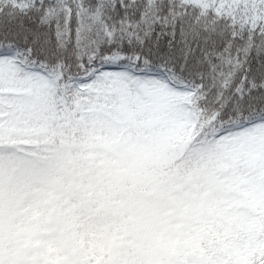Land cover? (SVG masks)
Returning <instances> with one entry per match:
<instances>
[{"label": "snow or ice", "instance_id": "snow-or-ice-1", "mask_svg": "<svg viewBox=\"0 0 264 264\" xmlns=\"http://www.w3.org/2000/svg\"><path fill=\"white\" fill-rule=\"evenodd\" d=\"M0 264H264V0H0Z\"/></svg>", "mask_w": 264, "mask_h": 264}]
</instances>
